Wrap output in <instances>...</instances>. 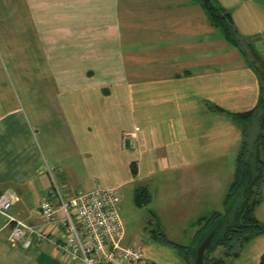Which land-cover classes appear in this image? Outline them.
Here are the masks:
<instances>
[{"label":"crops","instance_id":"0c3cea01","mask_svg":"<svg viewBox=\"0 0 264 264\" xmlns=\"http://www.w3.org/2000/svg\"><path fill=\"white\" fill-rule=\"evenodd\" d=\"M215 2L231 14L242 48L225 40L201 0H20L28 22L25 42L36 39L50 72L46 84H55L56 93L45 86L37 97L38 130L22 112L3 108L7 103L0 99V195L19 198L13 216L43 225L39 201L55 184L67 193L121 188L168 172L191 179L209 170L208 159H224L232 151L225 209L238 157L253 134L251 123L234 115L256 108L264 96L251 57L253 49L264 63V0ZM262 115L259 110L252 118L259 116L254 142ZM80 182H88V190ZM260 193L255 216L264 224V182ZM196 201L186 203L189 211ZM223 211L193 219L188 228L195 232L186 246L203 219ZM4 224L0 216V248L9 242ZM171 243L179 244L169 239V264H185ZM122 244L133 243L125 237ZM17 246L22 252L10 251L12 257L38 255L30 251L35 249L56 262L79 264L51 244ZM237 250L228 264H262L264 235ZM224 253L219 248L215 255Z\"/></svg>","mask_w":264,"mask_h":264},{"label":"rangeland","instance_id":"374dc122","mask_svg":"<svg viewBox=\"0 0 264 264\" xmlns=\"http://www.w3.org/2000/svg\"><path fill=\"white\" fill-rule=\"evenodd\" d=\"M27 26L20 0H0V99L4 98L7 103L2 107L22 112L29 118V124L38 130L41 125L38 120L37 97L45 91V86L48 92L56 93V86L48 81L46 84L50 72L45 67L36 39L30 44L25 42ZM258 118L250 122L253 134L247 138V147L251 153L255 147L254 134L259 131ZM234 156V152L228 151L224 159H208L209 170L200 175L190 174L191 179L186 178L188 173L180 177V174L168 172L158 178H143L121 188L114 187L122 196L121 218L126 242L141 245L157 264H169V256L166 255L169 254V245L166 244L168 252H165L160 246L163 244L160 239L165 236L168 240L187 245L190 243V235L195 232L194 229L190 234L191 227L188 228V225L200 216H208L214 209L224 210V197L232 181ZM80 183L82 189L88 190V182ZM142 188L148 190L151 199L147 206L140 207L135 202V192ZM194 201L195 210L190 209L193 213L186 203L192 205ZM181 231L185 233L182 234L185 236L183 238ZM5 244V247L1 246L0 253L8 256H0V264H66L60 260L54 261L48 252L35 249L30 251H36L38 255L12 257L10 251L21 253L22 249L15 248L18 246L7 241Z\"/></svg>","mask_w":264,"mask_h":264},{"label":"built area","instance_id":"2783aa9c","mask_svg":"<svg viewBox=\"0 0 264 264\" xmlns=\"http://www.w3.org/2000/svg\"><path fill=\"white\" fill-rule=\"evenodd\" d=\"M18 202L14 194L0 195V216L12 244L26 250L51 244L79 264H149L141 246L122 244V196L116 189L96 186L90 191L65 193L55 184L39 201L44 221L40 226L11 214Z\"/></svg>","mask_w":264,"mask_h":264},{"label":"trees","instance_id":"16d2710c","mask_svg":"<svg viewBox=\"0 0 264 264\" xmlns=\"http://www.w3.org/2000/svg\"><path fill=\"white\" fill-rule=\"evenodd\" d=\"M201 2L213 23L221 29L225 40L235 47L242 48V43L245 44V41L235 28L231 14L217 5L215 0H201ZM251 52L252 63L259 72L264 91V63L253 49ZM259 110L264 114V96L261 97L256 108L234 116L240 122L248 124ZM261 120L263 127L255 142L253 152L251 153L248 145H245L238 157L235 181L227 196L224 211L214 212L210 217L202 220L204 226L198 230L191 245L171 243L185 264H195L198 248L211 233H214V236L206 251L204 264H228V258H236L239 255L238 245L242 247L254 236L264 235V224L260 223L255 216V210L261 198L260 187L264 182V161L260 158V151L262 148L264 149L263 115ZM150 199L151 195L147 189L136 190L135 202L138 206H147ZM160 240L169 244V240L165 236ZM219 248L225 250L223 256L215 255ZM261 262L264 264V256Z\"/></svg>","mask_w":264,"mask_h":264},{"label":"water","instance_id":"95a60500","mask_svg":"<svg viewBox=\"0 0 264 264\" xmlns=\"http://www.w3.org/2000/svg\"><path fill=\"white\" fill-rule=\"evenodd\" d=\"M213 236H214V233H211L209 237L198 248L195 264H204L205 254L212 242Z\"/></svg>","mask_w":264,"mask_h":264}]
</instances>
